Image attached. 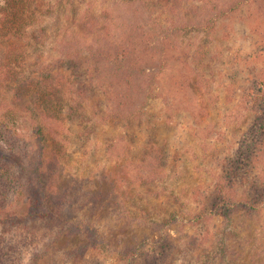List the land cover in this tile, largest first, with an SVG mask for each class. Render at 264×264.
I'll return each instance as SVG.
<instances>
[{"label":"rangeland","instance_id":"1","mask_svg":"<svg viewBox=\"0 0 264 264\" xmlns=\"http://www.w3.org/2000/svg\"><path fill=\"white\" fill-rule=\"evenodd\" d=\"M38 3L20 78L0 81V170L22 183L10 209L29 194L39 204V159L44 191L72 205L58 225H36L45 242L26 264H264V100L253 110L249 98L264 92V0ZM48 72L64 92L52 120ZM222 185L254 212L227 219ZM64 219L88 220L103 241L57 237ZM82 245L81 257L67 253Z\"/></svg>","mask_w":264,"mask_h":264},{"label":"trees","instance_id":"2","mask_svg":"<svg viewBox=\"0 0 264 264\" xmlns=\"http://www.w3.org/2000/svg\"><path fill=\"white\" fill-rule=\"evenodd\" d=\"M40 4L38 0H5V4L0 8V42L4 44V50L0 56V81L6 83L12 80H16L17 76L20 78L21 70L18 71L16 66H19L22 59H25V45L24 39L27 38L33 23L36 22L37 18L35 13L37 10L40 11ZM55 74H53L54 76ZM63 77V76H62ZM44 92L41 93V101L43 102V109L47 108L43 112V115L47 119L52 120L56 114V107L53 103L55 97L62 100V94H64L63 87L57 83H53L51 75L46 74L44 84L40 87ZM75 90V89H74ZM67 96V95H66ZM248 97V95H247ZM40 98V97H39ZM71 104H74L71 96L65 97ZM250 103L253 110H257L259 104L264 100V92H258L256 94H250ZM258 143L264 145V132L259 135ZM153 156L151 153L145 154L143 157ZM158 158V157H157ZM34 169L31 170V180L36 181L38 185V191L42 193L39 204L37 200H33L31 194L27 196V205L18 210L10 209L9 206L12 204V197L22 198L23 190L22 183L19 179L8 172L9 169L0 170V226L2 225H13L14 230L12 233L0 232V264H26V260L29 259L30 263L36 259V254L40 250V247L45 242V234L39 233V223H46L48 221H54L57 225L63 219L62 211L69 205H72L71 199L65 192H55L49 194L44 191V180L46 177V171H44L45 163L39 159ZM50 176H48L49 182L54 183L55 170L57 168L56 152H51V157L47 160ZM235 168V167H232ZM231 168V169H232ZM234 170V169H233ZM235 171L232 174L234 176ZM248 177L242 175L239 177V183L243 184L248 181ZM20 182V185L17 183ZM224 181V180H223ZM28 184H31L29 181ZM54 187V186H53ZM264 189V188H263ZM264 192V191H263ZM262 192V193H263ZM231 193L228 188L224 186L218 187L216 195L222 200L224 204L223 209L225 217L230 218V214L233 209L242 206V208L252 213L255 207L249 203L246 199V194H242L239 199ZM246 193V192H245ZM261 193V194H262ZM196 217V215L194 216ZM173 219L168 221L169 224ZM68 223L67 229L61 228L56 233L59 237L63 232H67L69 236L73 233H81L86 231L89 238L85 244L87 247H97L103 241L102 237L98 233V230L88 221L79 220L78 222L68 221L64 219L63 225ZM85 245L81 247H75L72 250H68L69 255L81 257L86 251ZM132 252L136 253L137 248H132ZM31 255H28V254ZM27 256V257H26ZM29 256V258H28ZM74 256V257H75ZM156 264L157 258L154 259ZM159 263V262H158ZM157 263V264H158Z\"/></svg>","mask_w":264,"mask_h":264}]
</instances>
